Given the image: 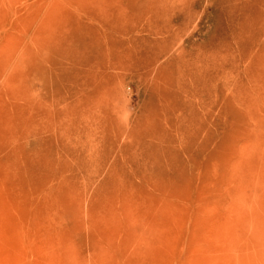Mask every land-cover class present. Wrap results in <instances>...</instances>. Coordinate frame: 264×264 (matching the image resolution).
Returning <instances> with one entry per match:
<instances>
[{"label":"rangeland","instance_id":"374dc122","mask_svg":"<svg viewBox=\"0 0 264 264\" xmlns=\"http://www.w3.org/2000/svg\"><path fill=\"white\" fill-rule=\"evenodd\" d=\"M0 264H264V0H0Z\"/></svg>","mask_w":264,"mask_h":264}]
</instances>
